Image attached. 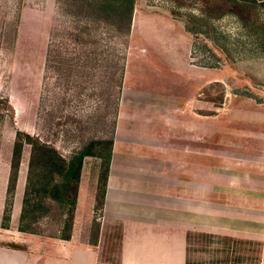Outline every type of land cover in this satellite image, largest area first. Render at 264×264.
<instances>
[{
    "label": "rangeland",
    "instance_id": "374dc122",
    "mask_svg": "<svg viewBox=\"0 0 264 264\" xmlns=\"http://www.w3.org/2000/svg\"><path fill=\"white\" fill-rule=\"evenodd\" d=\"M261 1L133 0L127 34L88 25L78 37L84 43L78 44L81 24L59 0H0V263L18 264L17 249L30 258L53 240L16 229L27 146L21 150L7 227H1L14 132L36 137L64 158L88 139L100 138L110 131L120 67L128 92L123 99L141 110L131 114L143 134L140 152L165 154L171 141L164 129L171 132L176 121H187L189 143L195 124L194 153L186 156L181 177L197 192V225L213 223L212 214L225 203L264 200ZM120 99L119 92L117 110ZM146 163L157 165L159 175L171 168L164 160ZM99 165L97 158L83 159L74 237L84 244L96 241L99 264H117L121 226L90 204ZM41 228L49 233L54 227L42 222ZM195 243L201 242L190 245Z\"/></svg>",
    "mask_w": 264,
    "mask_h": 264
},
{
    "label": "crops",
    "instance_id": "0c3cea01",
    "mask_svg": "<svg viewBox=\"0 0 264 264\" xmlns=\"http://www.w3.org/2000/svg\"><path fill=\"white\" fill-rule=\"evenodd\" d=\"M126 93L122 84L101 209L105 220L121 226L117 264H264V200L242 197L225 203L212 214L213 223L197 225V192L181 177L186 174V156L194 153L195 124L189 143L184 135L187 121H176L171 132L164 129L172 142L165 154H144L138 148L143 134L131 115L141 110L125 102ZM149 160L168 161L171 168L159 175L157 165L147 166ZM147 183L158 186L147 192L141 188ZM187 193L191 200H186ZM78 200L79 195L77 206ZM75 220L76 215L68 241L45 242L30 258L17 249L18 264H99L96 241L84 244L74 237ZM197 241L201 243L190 245Z\"/></svg>",
    "mask_w": 264,
    "mask_h": 264
},
{
    "label": "trees",
    "instance_id": "16d2710c",
    "mask_svg": "<svg viewBox=\"0 0 264 264\" xmlns=\"http://www.w3.org/2000/svg\"><path fill=\"white\" fill-rule=\"evenodd\" d=\"M249 1L255 3V0ZM59 2L66 8V13L74 18L77 24H81L78 28L79 34L75 36L77 38L75 41H78V44L84 43L78 37L86 31L88 25L102 24L111 28L118 35H125L129 30L133 0H59ZM260 4L264 6V0ZM257 30H264V22H262L261 27H257ZM262 34H264V31ZM257 45H259L257 49L262 51L264 48L262 35L258 38ZM122 71V67H120L118 77L113 82L117 91L114 95L113 119L110 123V131L100 138L88 139L67 158L62 157L52 146L39 141L36 137L21 131L14 132L5 185L2 228L7 227L9 220L23 146L28 147V157L17 218L16 229L18 232L61 241L69 240L82 162L85 157H94L100 161L93 208L94 210H101L112 147L117 99L122 82ZM108 82H112V78H109ZM110 96L111 94L107 93L105 98L107 103ZM102 119H106V116H103ZM42 222L49 223L54 228L46 233L41 228Z\"/></svg>",
    "mask_w": 264,
    "mask_h": 264
}]
</instances>
